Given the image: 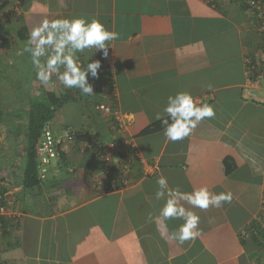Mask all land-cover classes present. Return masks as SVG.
I'll return each instance as SVG.
<instances>
[{
	"label": "crops",
	"instance_id": "obj_1",
	"mask_svg": "<svg viewBox=\"0 0 264 264\" xmlns=\"http://www.w3.org/2000/svg\"><path fill=\"white\" fill-rule=\"evenodd\" d=\"M247 1L0 0L7 6L0 14V145L18 143L5 122L7 110L18 107L17 86L25 96L66 90L37 80L24 51L32 28L44 18L83 17L117 38L106 58L94 48L77 54L84 66L101 62L99 77H89L93 95L72 89L86 98L59 108L53 121L85 128L97 143L125 141L139 155L131 184L111 192L102 160L69 145L48 179L25 191L22 158L0 149V188L17 213L6 219L2 264H264V99L249 71L264 60V37ZM178 91L212 105L215 117L181 141H168L162 129L142 134ZM112 100L113 115L95 109ZM226 158L236 165L229 174ZM161 176L181 191L207 186L233 198L220 208L192 209L202 234L181 245L161 235ZM181 223L169 220L168 231Z\"/></svg>",
	"mask_w": 264,
	"mask_h": 264
},
{
	"label": "clouds",
	"instance_id": "obj_2",
	"mask_svg": "<svg viewBox=\"0 0 264 264\" xmlns=\"http://www.w3.org/2000/svg\"><path fill=\"white\" fill-rule=\"evenodd\" d=\"M116 38V33L108 31L95 18H44L32 28L24 51L30 54L36 78L43 86L56 87L58 82L66 89H78L84 95H93L89 77H99L101 62L92 59L84 66L77 54L94 48L97 52L102 51L106 58L108 42ZM215 115L212 105L200 102L187 91H178L167 97L162 113H157L156 119L160 121L165 138L176 142L190 136L201 121ZM156 184L155 197L164 201L157 217L163 225L161 235L181 245L202 234L200 216L192 209L220 208L233 198L231 192L214 193L207 186L194 188L191 192L181 191L179 187H170L164 176L159 177ZM169 220H181L182 223L169 232Z\"/></svg>",
	"mask_w": 264,
	"mask_h": 264
},
{
	"label": "built area",
	"instance_id": "obj_3",
	"mask_svg": "<svg viewBox=\"0 0 264 264\" xmlns=\"http://www.w3.org/2000/svg\"><path fill=\"white\" fill-rule=\"evenodd\" d=\"M247 4L248 12L256 17L259 32L264 37V0H248ZM249 71L255 79L256 87L261 88L259 83L264 82V60L259 61L257 65L252 64ZM261 101L264 102V100ZM96 110L107 116L114 113L106 103L96 105ZM115 117L119 119L117 113H115ZM119 122L122 128L123 123L120 120ZM69 145H74L84 157L90 155L102 160L105 166L103 176L109 180V191L117 192L131 184L132 164L136 158H139V155L132 147H129L130 144L117 140L97 144L89 140L78 141L77 129L71 127L59 129L54 126L53 121L48 122L43 128L41 142L37 150L40 180L48 179L53 166L62 162L63 151ZM98 184L102 185L101 182ZM16 216L17 213L8 204L7 194L0 193V240L4 234L1 219ZM0 264H2L1 260Z\"/></svg>",
	"mask_w": 264,
	"mask_h": 264
},
{
	"label": "trees",
	"instance_id": "obj_4",
	"mask_svg": "<svg viewBox=\"0 0 264 264\" xmlns=\"http://www.w3.org/2000/svg\"><path fill=\"white\" fill-rule=\"evenodd\" d=\"M6 10L7 6L0 7V14L2 17L6 13ZM111 85L113 86V83L112 80L109 79V86ZM19 86H17L16 89L20 92L16 102V106L18 107L14 108L12 111L7 110V120L5 122L10 129V135L16 138L19 145L21 143L20 149L18 146H14V148H12V154L15 155L16 158H22L21 174L23 189L25 191H34L38 189L39 186H41V181H43L39 179L37 157V150L41 142L43 128L48 122L54 120L59 108L63 107L70 101H82L86 97L81 95L80 92L73 91L72 89H66L61 94L48 92L47 94L45 93L43 96H41L32 92L29 96H25L22 94V89ZM113 100L111 101V104L107 102H99L97 105L100 103H106L113 109ZM4 115L5 113L0 111V119L4 118ZM54 126L59 129L64 127L77 129L78 141L89 140L90 142L94 141L97 144L96 138L90 136L89 132H87L85 128H78L74 126L58 127L55 125V123ZM161 129L162 127L160 121H158L157 123H154L145 129L142 134H151L158 132ZM58 164L59 163L56 165ZM224 165L227 174L231 173L236 168L235 162L232 158H226ZM0 189H2L0 190V193L4 194L5 190L2 187ZM1 220L3 221V237H5L8 235V230H6L8 220H6L5 217H3ZM262 237H264L263 231ZM262 244L264 245V242Z\"/></svg>",
	"mask_w": 264,
	"mask_h": 264
},
{
	"label": "rangeland",
	"instance_id": "obj_5",
	"mask_svg": "<svg viewBox=\"0 0 264 264\" xmlns=\"http://www.w3.org/2000/svg\"><path fill=\"white\" fill-rule=\"evenodd\" d=\"M26 81V80H25ZM256 95L258 96V97H260L261 99H264V82H261V88H260V90H256ZM18 97V96H17ZM9 134V133H8ZM10 135V134H9ZM11 136V135H10ZM10 141L12 142L11 144L10 143H8L7 145H0V149L1 150H3V151H6V155H9V154H12L13 153V149L12 148H14V146H18V148L20 149V145H21V143H20V145H19V143H18V145H17V143H15V142H13V139H11L10 138ZM9 144H10V146H9ZM9 150H12V153L11 152H9ZM3 153V152H2ZM16 159H19V157H17ZM14 166V165H13ZM7 180L9 181L10 180V176H8L7 177Z\"/></svg>",
	"mask_w": 264,
	"mask_h": 264
}]
</instances>
